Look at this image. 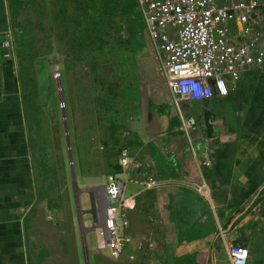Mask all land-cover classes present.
I'll use <instances>...</instances> for the list:
<instances>
[{
	"label": "crops",
	"instance_id": "0c3cea01",
	"mask_svg": "<svg viewBox=\"0 0 264 264\" xmlns=\"http://www.w3.org/2000/svg\"><path fill=\"white\" fill-rule=\"evenodd\" d=\"M11 29L8 0H0V42ZM261 34L264 47V24ZM17 73L0 48V264H94L100 257L110 264L92 241L94 189L104 192L99 172L68 167L69 153L59 165L39 159ZM228 86L225 97L187 105L184 114L197 122L195 154L177 132L167 87L160 96L170 106L147 126V161L131 174L159 182L142 192L136 186L137 204L127 213L137 264H227L221 235L248 250V264H264V64ZM119 155L118 171H103L104 180L123 173ZM201 183L206 188L196 192Z\"/></svg>",
	"mask_w": 264,
	"mask_h": 264
},
{
	"label": "rangeland",
	"instance_id": "374dc122",
	"mask_svg": "<svg viewBox=\"0 0 264 264\" xmlns=\"http://www.w3.org/2000/svg\"><path fill=\"white\" fill-rule=\"evenodd\" d=\"M22 1L30 5L31 13L28 18L22 13L24 16L19 17L20 22L12 29L13 62L29 103L26 108L34 114L29 120L31 132L36 135L33 146L37 147L39 159L46 163L47 156L53 165H59L69 153L72 161L67 160L66 165L78 168L80 173L99 172L96 177L101 185L105 184L103 171L105 174L118 171L122 147L131 151L136 165L145 164L147 126L163 115L162 106L173 105L172 98L170 105L165 98L159 101L160 96H167L166 86L136 1L130 6L129 0H117V5L112 4L115 9H105L108 10L105 14L102 0H84L86 9L92 3L91 16L76 11L70 0ZM60 5L69 19L68 25L57 27L51 12ZM30 22L35 23L34 30H30ZM26 29L33 39L25 50ZM55 72L60 74L58 80L52 79ZM167 92L171 97L168 89ZM157 102L163 105H156ZM181 110L186 114L191 108L182 104ZM177 132L187 140L180 125ZM191 137L194 138L193 133ZM135 188L128 185L127 194L135 192ZM93 200L97 201L93 214L100 216L103 202L99 189H94ZM96 223L100 225L99 218ZM92 236L95 244V235ZM128 246L125 261L110 264H131L134 260L128 257L139 249L132 243ZM94 252L99 253L97 249ZM107 262L100 257L94 264ZM134 262L137 264L138 260Z\"/></svg>",
	"mask_w": 264,
	"mask_h": 264
},
{
	"label": "built area",
	"instance_id": "2783aa9c",
	"mask_svg": "<svg viewBox=\"0 0 264 264\" xmlns=\"http://www.w3.org/2000/svg\"><path fill=\"white\" fill-rule=\"evenodd\" d=\"M135 1L177 111L180 130L195 154L191 134L197 129V122L186 116L181 106L227 96L229 82L235 84L244 73L264 64L261 34L264 0ZM0 48L4 59L14 60L12 29L3 35ZM59 78L58 72L52 76L53 80ZM202 164L208 166L209 162ZM119 165L123 173L106 176L103 207L100 216L94 215L92 222L96 249L114 262H122L125 249L131 243L127 213L135 209L139 193L127 194L128 185L140 187L141 192L159 186L158 180L152 177L143 181L132 177L138 166L127 149H121ZM205 188L203 183L197 191ZM96 207L94 200L93 208ZM97 218L100 225L96 223ZM221 236L227 264H248V250ZM128 259L134 260V256Z\"/></svg>",
	"mask_w": 264,
	"mask_h": 264
},
{
	"label": "trees",
	"instance_id": "16d2710c",
	"mask_svg": "<svg viewBox=\"0 0 264 264\" xmlns=\"http://www.w3.org/2000/svg\"><path fill=\"white\" fill-rule=\"evenodd\" d=\"M102 1H103V11H104L105 9H108V8H110L112 10V8H114L112 6V4H115V1H117V0H102ZM129 1L131 2L130 6H132V3H133L134 0H129ZM70 2L75 5V9L79 13H82L83 15H87V13H88V16L92 15V10L90 9V7H91L90 5H92V3L91 4L89 3L88 6H87V9H86V6L84 5V3H85L84 0H70ZM8 3H9L10 15H11V24H12V27L15 28L17 21L20 22L19 17L22 18L24 16L23 14L27 15V16H25L26 18L29 17V15L31 13L30 12V5L26 4L22 0H8ZM115 5H117V4H115ZM128 8L129 7L127 6L126 12L128 11ZM107 11L108 10H105V14H108ZM34 12L35 13H40L39 11H34ZM59 12H61V13H59ZM66 13H67V11H65V8L62 5H60L58 10L51 12L53 20L56 21L55 22L56 25L58 24L57 27H62V26L65 25V23L68 25L67 21H68L69 17H67ZM107 16H109V15H107ZM71 19H73V18H71ZM29 25L31 26L30 30H34V28H32V26H34L35 23L34 22H30ZM30 30L26 29V31L28 33H27V35H24V38H23L24 39L23 40V43H24L23 48L25 50H26V46L28 44V41L33 39V35L31 34ZM29 83L32 84L33 82L31 81ZM32 90H35V87H33ZM33 98H34V96H31V99H33ZM26 103H27V100H26ZM27 104H29V103H27Z\"/></svg>",
	"mask_w": 264,
	"mask_h": 264
},
{
	"label": "water",
	"instance_id": "95a60500",
	"mask_svg": "<svg viewBox=\"0 0 264 264\" xmlns=\"http://www.w3.org/2000/svg\"><path fill=\"white\" fill-rule=\"evenodd\" d=\"M63 119L65 120V115L63 114ZM66 133H67V131H66ZM67 148L70 150V145H69V143H67ZM69 162H71V157H69Z\"/></svg>",
	"mask_w": 264,
	"mask_h": 264
},
{
	"label": "bare ground",
	"instance_id": "6f19581e",
	"mask_svg": "<svg viewBox=\"0 0 264 264\" xmlns=\"http://www.w3.org/2000/svg\"><path fill=\"white\" fill-rule=\"evenodd\" d=\"M103 207V206H102ZM98 208H99V206H98ZM100 209V208H99Z\"/></svg>",
	"mask_w": 264,
	"mask_h": 264
}]
</instances>
